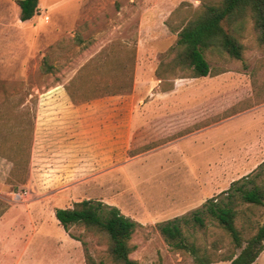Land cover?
Wrapping results in <instances>:
<instances>
[{"label": "rangeland", "instance_id": "1", "mask_svg": "<svg viewBox=\"0 0 264 264\" xmlns=\"http://www.w3.org/2000/svg\"><path fill=\"white\" fill-rule=\"evenodd\" d=\"M213 1L39 0L36 14L22 22L16 0H0V136L10 135L11 104L26 98L34 103L37 97L13 95L18 89L62 86L74 102L105 103L112 96L115 110L131 105L139 122L133 136L139 132L141 144L128 154L140 155L115 170L113 192L101 193L96 186L84 192L141 224L129 241L136 264H194L189 253L166 243L156 225L189 218L264 160V100L253 103L264 96V48L250 21L235 34L240 59L206 50L209 75L156 76L176 30L202 3ZM44 55L51 65L47 73L39 69ZM256 182L263 183L264 176ZM236 209L235 225L245 240L264 224V207L239 203ZM21 227L14 239L0 241V264H11L8 248L26 245L30 225ZM69 231L85 241L95 262L113 264L103 234L81 225ZM183 232L210 264H228L238 251L206 214L204 226L188 223ZM251 264H264V249Z\"/></svg>", "mask_w": 264, "mask_h": 264}, {"label": "crops", "instance_id": "2", "mask_svg": "<svg viewBox=\"0 0 264 264\" xmlns=\"http://www.w3.org/2000/svg\"><path fill=\"white\" fill-rule=\"evenodd\" d=\"M15 92L37 97L11 104L10 135L0 136V241L14 239L16 226L26 222V245L6 251L11 264H84L80 242L54 210L93 199L84 191L95 186L101 193L115 190V170L140 155L128 154L141 144L140 133L133 136L139 122L131 105L115 110L112 96L105 103L74 102L62 86ZM14 190L25 199L13 202L8 194Z\"/></svg>", "mask_w": 264, "mask_h": 264}, {"label": "trees", "instance_id": "3", "mask_svg": "<svg viewBox=\"0 0 264 264\" xmlns=\"http://www.w3.org/2000/svg\"><path fill=\"white\" fill-rule=\"evenodd\" d=\"M38 2L39 0H16L19 20L23 22L31 19L38 10ZM247 21L251 22L257 32V39L264 48V0H217L202 3L193 16L176 30V40L160 60L156 76L162 78L176 71L191 78L209 75L211 69L204 55L206 50H219L232 58L240 59L242 45L235 34L243 30ZM76 40L79 38L76 37ZM39 69L42 73L51 71L47 55L42 57ZM263 100L264 96L261 94L253 103ZM147 147L144 145L138 150L142 151ZM261 176H264V160L251 173L232 181L227 189L206 200L189 218L175 217L156 225L163 239L171 247L189 253L194 264H210L208 255L195 242L188 240L183 232V227L188 223L190 227L204 226L206 214L228 233L234 247L238 249L228 257V264L253 263L264 249V224L257 226L243 240L235 225L239 212L236 206L245 203L247 206L264 207V182H256ZM54 215L68 235L80 242L85 264L104 262L94 261L85 241L71 233L70 226L81 225L103 234L113 264H136L129 256L132 250L129 241L141 224L121 213L116 206L101 200L82 199L75 201L71 207L56 208Z\"/></svg>", "mask_w": 264, "mask_h": 264}, {"label": "built area", "instance_id": "4", "mask_svg": "<svg viewBox=\"0 0 264 264\" xmlns=\"http://www.w3.org/2000/svg\"><path fill=\"white\" fill-rule=\"evenodd\" d=\"M24 195H25L24 191H16L12 193L11 198L12 200L19 201L24 197Z\"/></svg>", "mask_w": 264, "mask_h": 264}]
</instances>
